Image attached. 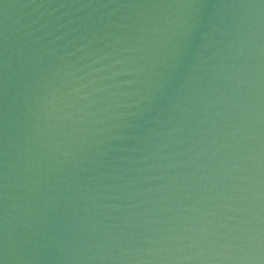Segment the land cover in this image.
<instances>
[{
    "label": "water",
    "instance_id": "water-1",
    "mask_svg": "<svg viewBox=\"0 0 264 264\" xmlns=\"http://www.w3.org/2000/svg\"><path fill=\"white\" fill-rule=\"evenodd\" d=\"M3 264H264V0H0Z\"/></svg>",
    "mask_w": 264,
    "mask_h": 264
},
{
    "label": "snow or ice",
    "instance_id": "snow-or-ice-1",
    "mask_svg": "<svg viewBox=\"0 0 264 264\" xmlns=\"http://www.w3.org/2000/svg\"><path fill=\"white\" fill-rule=\"evenodd\" d=\"M0 264H3V261L2 260H0Z\"/></svg>",
    "mask_w": 264,
    "mask_h": 264
}]
</instances>
